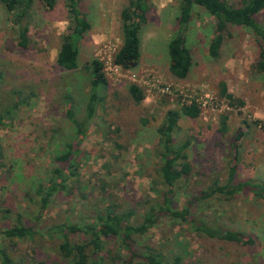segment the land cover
Wrapping results in <instances>:
<instances>
[{
  "label": "rangeland",
  "instance_id": "1",
  "mask_svg": "<svg viewBox=\"0 0 264 264\" xmlns=\"http://www.w3.org/2000/svg\"><path fill=\"white\" fill-rule=\"evenodd\" d=\"M81 3L91 29L80 42L74 71L56 64L61 36L70 25L64 0H57L53 10L35 0L29 33L32 45L26 50L18 46L15 29L0 4V113L12 110L0 129L1 209L21 214L28 226L50 229L94 216L116 202L119 210L135 212L131 221L136 224L160 188L156 185L160 168L156 129L167 110L196 104L199 117H181L175 134L177 142L191 140L187 153L194 174L187 185L176 186L172 208L188 206L193 218L236 232L243 242L209 239L190 223L169 218L161 219L136 241L160 250L168 263L178 259L177 264H264V197L247 190L229 199L195 197L212 183L225 184L230 171L235 183L250 180L264 185V74L253 70L258 40L249 30L233 28V38L225 42L220 58L213 60L208 47L214 19L195 8L187 33L193 65L187 79L175 80L168 72L167 44L175 32L178 3L151 0L148 23L140 31V64L124 71L113 64V56L122 43L120 13L126 0ZM258 19L264 24V11ZM93 59L103 64L106 101L96 105L86 133L75 137L66 113L73 109L78 118L83 117L90 91V74L84 67ZM219 82L243 100V107L227 105L219 96ZM131 84L143 91L140 106L128 95ZM223 115L228 116L225 135L218 132ZM68 141L78 151L77 181L69 182L74 190L67 195L57 192L42 207L35 189L39 183L48 186L53 159ZM13 220L10 214L7 221L1 218L0 228ZM73 240L82 237L76 235ZM58 244L55 235L14 242L0 239L16 264H70L60 257ZM106 247L118 250L115 241Z\"/></svg>",
  "mask_w": 264,
  "mask_h": 264
},
{
  "label": "trees",
  "instance_id": "2",
  "mask_svg": "<svg viewBox=\"0 0 264 264\" xmlns=\"http://www.w3.org/2000/svg\"><path fill=\"white\" fill-rule=\"evenodd\" d=\"M175 1L178 3L175 32L167 44L168 72L173 79H187L193 65V58L187 47V33L195 8L201 9L214 19L213 37L208 47V54L213 60L220 58V51L225 42L233 38L232 29L241 27L249 30L258 40V54L253 70L258 74H264V24L258 19L264 11V0H240L236 4H230L226 0ZM34 2L35 0H0L15 29L17 44L24 50L32 45L29 33ZM38 2L44 9L53 10L57 0H38ZM81 2L82 0H64L70 25L67 33L61 36L56 64L65 71L78 69L79 45L91 29ZM151 6V0H126L121 10L122 43L113 56V64L124 71L133 70L140 64V31L148 23ZM84 68L90 74V91L83 117L78 118L73 109H69L66 113L74 129L75 137L86 133L88 124L95 117L96 105H103L106 101L108 82L103 72V64L93 59ZM218 86L219 96L227 101L229 107H243V100L228 93L225 82H219ZM127 92L135 106L142 104L144 95L139 86L131 84ZM11 112L12 110H8L0 113V129L8 123L7 117ZM199 115L200 110L196 104H183L177 109L166 111L161 124L156 129L159 139L155 153L160 163L156 185L160 188H158L156 199L152 200V204L141 214L140 221L136 224L131 221L135 212L119 210L120 205L116 202L104 206L94 216L50 229L28 226L21 214H13L10 210L0 207V219L7 221L9 214L14 217L12 225L0 228V239L14 242L33 240L35 236L55 235L59 242L60 257L70 264H177L178 259L168 263L160 250L150 246H139L136 241L137 236L148 233L161 219L169 218L190 223L199 235L209 239L242 244L243 236L236 232L223 231L217 226H209L205 221L193 218L188 206L181 210L172 208V195L176 186L187 185L194 174L188 162L187 153L191 140L175 141V134L179 128L178 122L181 117L197 119ZM227 120V115L221 116L218 132L222 135L227 133ZM115 131L118 132L119 129ZM238 138L239 136L235 141ZM75 148L76 145L74 146L73 142H66L63 150L53 159L54 168L47 179L48 186L39 183L36 187L35 195L39 197L42 207H45L50 198L59 191L64 195L73 192L74 186L69 185V182L73 179L77 181L78 177V151ZM3 158V149L0 144V159ZM3 167L4 163L0 162V171ZM243 190L251 192L255 197H264V185L250 180L235 183L234 171H230L225 184L212 183L206 189L196 192L195 197L198 200H207L214 196L229 199ZM76 235L82 237V240L75 242L73 237ZM111 241L116 242L118 250L114 251L106 247ZM0 264H16L7 248L2 245H0ZM31 264L45 263L33 261Z\"/></svg>",
  "mask_w": 264,
  "mask_h": 264
},
{
  "label": "built area",
  "instance_id": "3",
  "mask_svg": "<svg viewBox=\"0 0 264 264\" xmlns=\"http://www.w3.org/2000/svg\"><path fill=\"white\" fill-rule=\"evenodd\" d=\"M117 67V66H116Z\"/></svg>",
  "mask_w": 264,
  "mask_h": 264
}]
</instances>
